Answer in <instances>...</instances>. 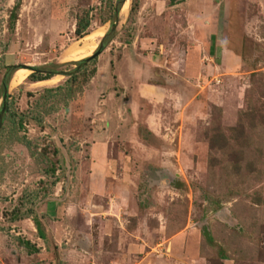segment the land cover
Wrapping results in <instances>:
<instances>
[{
  "label": "rangeland",
  "instance_id": "1",
  "mask_svg": "<svg viewBox=\"0 0 264 264\" xmlns=\"http://www.w3.org/2000/svg\"><path fill=\"white\" fill-rule=\"evenodd\" d=\"M116 1L0 0V107L52 74L9 75L0 264H264V0H127L57 75Z\"/></svg>",
  "mask_w": 264,
  "mask_h": 264
},
{
  "label": "water",
  "instance_id": "2",
  "mask_svg": "<svg viewBox=\"0 0 264 264\" xmlns=\"http://www.w3.org/2000/svg\"><path fill=\"white\" fill-rule=\"evenodd\" d=\"M127 0H117L114 6V25L112 26V28L110 29V31H108L100 40L99 45L96 49V51L90 55L87 58H84L82 60H80L78 62V66L69 72H59L57 73V75H66V76H71L73 75L77 70H80L86 63H88L89 61L93 60L94 58H96L103 50H104V41L106 40V38L109 37V35L111 33H113L116 29V26L118 24V18H119V13H120V8H122V6L126 3ZM20 69H28L31 70L33 72H37L38 68L33 67V66H25V65H21V66H15V67H8L6 72L3 75V79H2V103H1V107H0V128L2 126L3 123V119H4V115L6 113L7 110V100H8V80H9V75L10 73H12V71H17ZM13 72V73H14ZM68 188V177H66V182H65V190L67 191Z\"/></svg>",
  "mask_w": 264,
  "mask_h": 264
},
{
  "label": "trees",
  "instance_id": "3",
  "mask_svg": "<svg viewBox=\"0 0 264 264\" xmlns=\"http://www.w3.org/2000/svg\"><path fill=\"white\" fill-rule=\"evenodd\" d=\"M89 26H90V20L87 17L78 19L77 23H76V28L74 31L75 36L77 38L83 37L86 34V31L89 28ZM51 76H52V74L51 75L47 74V75H44L41 77H36V78H34V80H36V81L47 80V79L51 78ZM29 77L31 78L32 75H30ZM73 77H74V75L71 76V78H73ZM34 224L36 225V227L38 229L39 226L37 225V223L35 221H34ZM40 238L44 239L43 233L42 234L40 233ZM19 243L22 244L24 247L29 248L28 250L30 251V253L37 251V250H34V247L30 245L29 241H19Z\"/></svg>",
  "mask_w": 264,
  "mask_h": 264
},
{
  "label": "bare ground",
  "instance_id": "4",
  "mask_svg": "<svg viewBox=\"0 0 264 264\" xmlns=\"http://www.w3.org/2000/svg\"><path fill=\"white\" fill-rule=\"evenodd\" d=\"M126 3H127V1H126ZM125 4L123 5V7H124L123 12L126 11V8H127V4L126 5ZM91 38H92L91 36L85 38L84 40L86 41V43H85L84 47L79 48L78 50H75V53L72 52L70 55L72 57H74L75 55H78V54L81 56L89 55L90 52L95 48L94 46L91 45V43H89L91 41L90 40ZM26 72H27L26 70H17L16 73L14 74L13 78H12L11 85L17 86V85L21 84L27 76Z\"/></svg>",
  "mask_w": 264,
  "mask_h": 264
},
{
  "label": "flooded vegetation",
  "instance_id": "5",
  "mask_svg": "<svg viewBox=\"0 0 264 264\" xmlns=\"http://www.w3.org/2000/svg\"><path fill=\"white\" fill-rule=\"evenodd\" d=\"M38 73H41V74H44V75H47V74H50L51 73V71L50 70H43V69H38V71H37Z\"/></svg>",
  "mask_w": 264,
  "mask_h": 264
}]
</instances>
